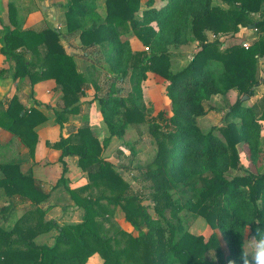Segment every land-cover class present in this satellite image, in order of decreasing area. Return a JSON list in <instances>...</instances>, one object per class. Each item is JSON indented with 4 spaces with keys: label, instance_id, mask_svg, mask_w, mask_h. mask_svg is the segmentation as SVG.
Returning a JSON list of instances; mask_svg holds the SVG:
<instances>
[{
    "label": "trees",
    "instance_id": "16d2710c",
    "mask_svg": "<svg viewBox=\"0 0 264 264\" xmlns=\"http://www.w3.org/2000/svg\"><path fill=\"white\" fill-rule=\"evenodd\" d=\"M160 9L149 7L136 17L141 0H107L103 19L97 13V0H68L67 27L80 31L84 48H99L105 57L106 69L113 78L106 94L99 100L108 137L101 141L86 124L77 133L64 137L66 116L76 114L85 95L87 77L79 73L72 56L60 43V34L51 29L36 32L22 30L17 11L9 4L10 26L2 54L15 61V80L29 79L31 86L54 79L64 94L62 111H56L61 139L55 146L62 150L59 162L62 175L58 186L66 183L67 158L77 156L78 166L87 174L88 184L69 191L71 199L84 210L83 221L61 226L46 219L40 205L51 196L36 186L31 173H23L20 165L0 160V196L8 199L0 210V264H89L100 257L102 264H229L238 257L243 224L264 228V174L237 176L226 174L239 168L238 146L248 147L253 163L264 155V96L253 106H244L243 97L251 98L260 82V61L264 59V0H164ZM253 14H260L254 19ZM156 23V28L153 24ZM130 24V25H129ZM134 31L148 53L133 52L129 39L121 30ZM253 27L257 41L248 48L231 45L221 51L220 35L235 36L241 27ZM217 38L209 42L207 33ZM199 41L201 49L193 60L177 73L170 61L177 57L169 47H180ZM38 56L39 63L29 59ZM154 72L168 81L166 96L172 115L159 113L147 117L143 105V83ZM129 79L132 84V105L115 84ZM237 92L239 100L229 110L225 125L204 133L197 119L207 115L206 103L215 96ZM45 117L35 108H26L17 97L7 107L0 103V127L20 138L34 156L38 143L36 126ZM150 124V133L157 144V155L146 166H138L139 179L150 184V206L121 173L104 159L105 148L113 137L123 139L129 126ZM131 151L134 149L130 147ZM1 152V147H0ZM56 187V189H57ZM87 193V195H86ZM85 196L83 197V195ZM177 197V198H176ZM184 199L181 200V199ZM32 204V209L16 218L17 200ZM120 208L133 232L110 227L109 213ZM203 217L213 230H219L228 245L226 255L220 237L209 239L189 232L180 212ZM167 212L170 217H167ZM110 218V219H109ZM58 231L54 245H42L40 236ZM124 244L122 247L115 245Z\"/></svg>",
    "mask_w": 264,
    "mask_h": 264
},
{
    "label": "crops",
    "instance_id": "0c3cea01",
    "mask_svg": "<svg viewBox=\"0 0 264 264\" xmlns=\"http://www.w3.org/2000/svg\"><path fill=\"white\" fill-rule=\"evenodd\" d=\"M106 1L97 0V13L103 19H105L107 13ZM142 1L144 4L140 14L149 8L146 5L148 0ZM9 4L15 6L17 21L22 30L40 32L51 29L57 31L60 34V43L66 53L73 57L77 71L87 77V97L81 99L78 113L66 116L63 129L65 138H68L72 133H77L79 128L86 124L92 128L94 135L99 139L108 137L107 128L104 125L101 115V106L99 107V103L93 101V94L98 88V91L104 90L103 96L109 88V85H106V83L105 87L101 85V82H103L101 77L105 76V72L107 71L106 63L103 57L104 55L98 47L88 49L83 47L80 31L70 32L68 30L66 19L68 0H0V103H3L7 107L10 100L17 97L20 103L26 108H35L46 118L44 122L35 128V132L38 134V143L34 156L31 155L30 149L20 138H17L12 132L0 127V160L12 165H20L23 173L32 174L36 186L45 194L51 196L46 202L41 204L43 210L46 211V219L54 220L62 224L61 221L65 218H71V213L74 215L80 212L84 216L83 209L69 205L70 203L68 201L70 196L65 194L66 192H61L62 194L56 192L59 187H57L58 182L62 175V165L59 162L62 150L55 146L60 141L62 132L60 125L56 121V111H62L64 94L54 79L41 80L32 87L27 78L24 80H15L13 78L16 66L15 61L9 60L2 54L7 35V31L3 26L13 28V25L9 21ZM165 4L166 1L164 0H154L152 8L160 9ZM215 4L222 8L228 7L226 3L218 0H215ZM140 14L138 13L137 15ZM252 17L256 20L260 19V14H253ZM154 26L156 27V23L153 24ZM213 37L217 39L212 32L207 33L209 42L214 41L212 39ZM257 39L258 35L251 26L249 28L241 27L239 33L235 36L220 35L218 38L223 43L220 47L221 51L231 45L243 44L245 42L253 44ZM129 42L133 52L142 51L140 50L142 49V43L138 38L132 37L129 39ZM199 44V41H195L189 45L180 46L179 50L193 48V50L189 49V51H185L184 56L187 59L190 58L192 53L196 54L201 49ZM170 49L171 47H169V51ZM173 55L177 57L179 62L184 61V58L181 59L178 55ZM29 59L35 64L39 63L38 56L36 55H30ZM93 63L95 66H93ZM108 75L111 77L110 74ZM259 76L260 82L255 87V94L251 98L245 96L242 99L246 107L253 106L264 96V59L260 61ZM237 95V92H233L229 97L230 99H234ZM127 134L128 132L126 131L125 136ZM119 140L121 139L113 137L108 149L104 152V159L114 165L119 162L121 157L119 153L123 154L122 151L116 153L113 149L116 141ZM121 150L124 149L121 148ZM125 154L127 155V153ZM78 160L79 158L77 156L66 159L68 172L66 175V183L61 185L63 191L65 189L75 191L88 184L87 174L78 166ZM62 195L68 196V198L62 197L56 199L57 196ZM64 198L67 199L68 205L66 204V206H62L61 204ZM5 199L4 196H0V200L3 202L6 201ZM17 202L20 204L17 218H20L30 207V203L21 199H18ZM68 221L69 224L81 223L80 220L75 222Z\"/></svg>",
    "mask_w": 264,
    "mask_h": 264
},
{
    "label": "rangeland",
    "instance_id": "374dc122",
    "mask_svg": "<svg viewBox=\"0 0 264 264\" xmlns=\"http://www.w3.org/2000/svg\"><path fill=\"white\" fill-rule=\"evenodd\" d=\"M144 2L141 0V9L138 12L139 14L141 13L142 7H143ZM146 9V8H145ZM144 10V9H143ZM137 13V14H138ZM143 13V12H142ZM139 19H142V14L137 15ZM130 25V24H129ZM129 28L125 31V29L121 30L122 37L124 38H132L136 37L134 34V31L128 26ZM154 28H156L154 26ZM139 39V38H138ZM213 40L214 37L212 38ZM140 40V39H139ZM142 43V51H135V52H144L148 53L149 49L146 47L143 42L140 40ZM201 46V44H199ZM180 47H174L172 46L170 49L171 54H176L181 59L184 58L183 62H179L178 60L176 61L175 59H172L170 61V69L173 73H177L180 70H182L184 67H186L191 60H193L195 53H192L190 55V58H185V51H189V49L193 50V48H189L186 50H179ZM87 50V49H86ZM104 57V56H103ZM105 60V57H104ZM93 66L95 64L93 63ZM107 75V76H106ZM106 76V77H105ZM105 76H102L101 79H103V82H101L102 87L106 86L107 84L110 85L113 81V78L110 77L107 73L105 72ZM106 83V85H105ZM168 85V81L164 79L162 76L154 73V72H149L148 73V78L147 80L143 83V105L147 114V117H152V118H157L159 113L165 112L166 116L170 117L172 115V109H171V104L169 100L167 99L166 96V87ZM116 88H122V97L127 100V103L129 105H132V98L134 96L132 87L133 84L129 79H125V81L121 83L115 84ZM87 89V86H86ZM86 89L84 90V96H86ZM99 90V88H98ZM94 92L93 94V101L99 103V100L101 97H103L104 90ZM239 100V95L235 96L234 99H230L229 95L228 96H215L213 97L210 101L206 103V108L208 110L207 116L201 117L197 119V124L200 127V129L204 133H209L212 129L222 127L225 125V119L227 117V113L229 110L236 104V102ZM128 134L121 140L116 141V145L114 146V152L122 151L123 154L119 153L120 159L118 163H115V167L118 172L121 173L122 178L126 183H128L132 187V193L141 195L143 197V204L146 206H150V211L152 213V216L156 218L154 210H153V203L151 201V190H150V184L143 182L142 179H139V173L136 171L138 166H146L147 164L151 163L154 158L157 155V144L155 141V138L151 135L150 133V124L149 123H141L137 126H129L127 129ZM107 135L108 132H107ZM105 139V138H104ZM104 139H100L103 141ZM112 140V139H111ZM111 143V142H110ZM110 145V144H109ZM108 145V147H109ZM131 146H133V150L131 151ZM108 147L105 148V151L108 149ZM124 149V150H121ZM239 150V155H240V161L241 164L239 168L236 169H231L226 176L229 179H232L237 176H245L247 174H253V175H262L264 174V155L260 158V161L257 163H253L251 158H250V152L248 147L242 145L238 146ZM126 151V152H125ZM127 153V155L125 154ZM106 154V153H105ZM108 161V160H107ZM84 172V171H83ZM88 181V179H87ZM69 191L73 190H66L63 191V188L61 185L57 189L58 194H62L66 192L65 194L69 195L71 198V195ZM62 192V193H61ZM87 195V193H86ZM85 194L83 195V197ZM62 197H67L68 196H57L56 199L62 198ZM69 198V205L77 208L75 202ZM177 198V197H176ZM6 201L0 200V210L5 204H8V199H5ZM181 200L184 201L182 198ZM30 203V202H29ZM73 203V204H72ZM62 206H66L67 204V199H63L61 201ZM68 205V204H67ZM20 204L17 205L16 208V216L15 219L18 216L19 212V207ZM41 207V205H40ZM32 204L30 203V207L24 212V214L32 209ZM42 208V207H41ZM81 208V207H79ZM43 209V208H42ZM82 209V208H81ZM23 214V215H24ZM85 214V213H84ZM109 216L111 218V224L109 225L110 227H113V230L115 229H121L126 232H133L134 229L132 225H130L126 219H125V214L120 208H114V211L112 213H109ZM181 217H184V219L187 221L186 226L188 227L189 232H191L194 235H202L206 239H209L210 236L215 232L219 235L220 237V247L223 250V252L228 255L229 254V249L227 243L224 241L222 238V235L219 230H213L212 227L209 225V223L205 220V218L199 216L195 217L192 216L187 210L181 211L180 214ZM1 216V213H0ZM83 217L80 212L75 213L72 215L71 213V218H65L62 222V224H59L61 226L69 225V221L75 222L77 220H80L81 222L83 221ZM167 217H170V213L167 212ZM109 218V219H110ZM74 224V223H72ZM247 231V230H246ZM246 231L243 233V235L246 234ZM58 235V231H53L52 233H48L43 235L38 239V242L40 244L44 245H54L55 244V239ZM249 237L253 236L250 231L248 233ZM241 244V243H240ZM124 244L120 245H115L116 247H122ZM240 249V245L236 247V250ZM210 257L214 259L216 264L218 263L214 253L210 254ZM103 260L98 256V257H92L89 259V264H102Z\"/></svg>",
    "mask_w": 264,
    "mask_h": 264
},
{
    "label": "clouds",
    "instance_id": "9594fccd",
    "mask_svg": "<svg viewBox=\"0 0 264 264\" xmlns=\"http://www.w3.org/2000/svg\"><path fill=\"white\" fill-rule=\"evenodd\" d=\"M261 224L259 220L248 222L242 225L247 231L241 235L240 264H264V228L257 227L255 235L249 237V226ZM229 264H236V261H229Z\"/></svg>",
    "mask_w": 264,
    "mask_h": 264
},
{
    "label": "built area",
    "instance_id": "2783aa9c",
    "mask_svg": "<svg viewBox=\"0 0 264 264\" xmlns=\"http://www.w3.org/2000/svg\"><path fill=\"white\" fill-rule=\"evenodd\" d=\"M243 46L248 48L250 46V44L245 42V43H243ZM147 49H149V48H147Z\"/></svg>",
    "mask_w": 264,
    "mask_h": 264
},
{
    "label": "water",
    "instance_id": "95a60500",
    "mask_svg": "<svg viewBox=\"0 0 264 264\" xmlns=\"http://www.w3.org/2000/svg\"><path fill=\"white\" fill-rule=\"evenodd\" d=\"M253 28V27H252Z\"/></svg>",
    "mask_w": 264,
    "mask_h": 264
}]
</instances>
